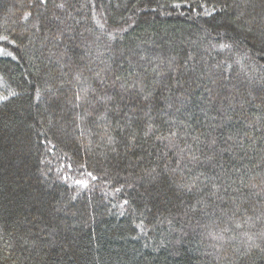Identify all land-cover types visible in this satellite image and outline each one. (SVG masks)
Masks as SVG:
<instances>
[{
  "label": "trees",
  "instance_id": "trees-1",
  "mask_svg": "<svg viewBox=\"0 0 264 264\" xmlns=\"http://www.w3.org/2000/svg\"><path fill=\"white\" fill-rule=\"evenodd\" d=\"M0 34V264H264V0H0Z\"/></svg>",
  "mask_w": 264,
  "mask_h": 264
},
{
  "label": "snow or ice",
  "instance_id": "snow-or-ice-1",
  "mask_svg": "<svg viewBox=\"0 0 264 264\" xmlns=\"http://www.w3.org/2000/svg\"><path fill=\"white\" fill-rule=\"evenodd\" d=\"M38 2L41 5H43V4L47 3V0H38ZM58 7L63 8L64 5L60 4V5H58ZM173 7H180V4L176 3V4L173 5ZM30 15H31L30 12H26L24 14V16H23V19L24 20L29 19ZM204 15H210V13L209 12H205ZM63 34H64L63 31L58 32L57 35L55 36V39L56 40H60L61 36ZM81 36H83V33H81ZM96 39L99 40L100 38L96 37ZM110 39H111V36H110ZM0 41L15 45V41L11 40L9 38V36L6 35V34H0ZM108 47H111V45L109 44ZM218 47H219V49L221 51H223L225 49H229L231 46L229 44H226V43H220L218 45ZM0 55L12 56L13 54H12V52L7 51L5 48L0 47ZM65 55H66V53H60V57L59 58L62 59ZM13 58H15V57H13ZM140 58L144 59V57H140ZM236 62L239 63V61H236ZM229 67H231V65H229ZM110 68H111V65H106L105 69H102L101 71L94 73L95 77L101 82L105 81L106 76L103 73L108 72L110 70ZM168 70L173 72V73L177 72V68L173 67L171 65V63H169V69ZM72 71H73V77L72 78H73V80L76 81V83H81L82 82V78L83 79H87L86 77H83V72L82 71H80L78 69H75V68ZM152 73L155 74V77H162V76H164L166 74L164 71L159 70V65L154 66L152 68ZM128 76L129 77H134V79L128 80V79L123 78L119 74L115 75V78L113 80V84H115L116 81H121V83L119 85L121 93L127 94L130 97L137 98L142 104H144L147 107L148 110L145 111L144 115L146 117H148V120H147L146 125H145L146 130L144 131V135L148 136L149 133H152V132L158 130V127H159L158 125L155 124L154 119L150 115V112H151V109H152V102L154 100L155 94H154V91L151 88H149V86L145 83V80L143 78H141L139 73L129 72ZM172 79H173L174 83H176L177 85H181L182 86V81L177 79L176 76H173ZM224 79H227V77L225 76ZM156 82H157L156 80L152 81V83H156ZM90 90L92 92H95V89H91L90 88ZM49 91H51V89H49ZM208 91H209V93H211V89H208ZM15 95H17V93H15V92H10L9 93V96H15ZM9 96L0 95V101L7 100L9 98ZM121 98H123V95L121 96ZM81 99H82V97L80 96V94H76L75 100L78 102ZM96 99L99 100V101H110L113 98L111 96H108V95H100V96L96 97ZM164 99H170V98L165 97ZM176 99L180 100V101H184V100L187 99V97L181 95V96L176 97ZM76 106L79 107V104L77 103ZM167 107H172V104L169 103L167 105ZM106 112H107V109L105 110V113L101 114V116L99 118L100 119L105 118ZM228 118L230 119V117H228ZM257 119H261V117H257ZM209 127H219V125H209ZM176 136H177V133L175 131L169 130V134L167 136L160 135V136H157L156 138L158 140H162V141L163 140H169L170 141L172 138H174ZM135 139H136V135L134 133L132 135V137H131L130 143L132 141H134ZM232 139H233V137H231V136L228 137V140H232ZM208 143H209V147H211L212 145H215V143H216L215 138H212L211 140H209ZM183 153H184V149H180V156L176 160V164L178 166L185 159H187L188 163H193V162H199L200 161V157L195 155V154H190L187 157H185L183 155ZM205 159L208 160V161H211V160L214 159V157L213 156H207V157H205ZM184 166L187 167V164H185ZM152 171H154V169ZM88 175L92 176V173H88ZM148 175H151V173H148ZM203 175H204L203 173L200 174V176H203ZM200 176L194 177L193 180H192V183H189V184L181 183L178 186L181 187V188L188 187L189 190H191L192 188H194L196 186L195 185V181L199 180ZM66 179H70V177H66ZM93 179H95L94 176H93ZM206 179H207V177H206ZM217 179H219V178L218 177L212 178L213 182L211 184V188L213 189V191L209 192V195H215L216 192L219 191L221 185L217 184L215 182V180H217ZM241 182H243L242 178H241ZM74 183L76 185H80L81 187H87L86 181H83V180H76ZM245 186H247V185H245ZM251 187L256 188L257 185L253 184V185H251ZM117 191H119V189ZM124 203L127 204L128 201H125ZM197 203H200V201H197ZM55 210H61V209L57 208ZM237 227H239V225H237ZM228 231H229V229L227 227L222 229L223 233H226Z\"/></svg>",
  "mask_w": 264,
  "mask_h": 264
}]
</instances>
